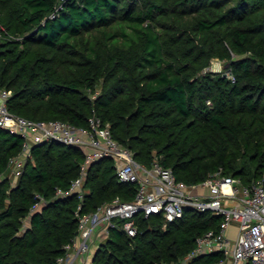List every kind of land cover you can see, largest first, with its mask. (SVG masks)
Wrapping results in <instances>:
<instances>
[{"label":"trees","instance_id":"1","mask_svg":"<svg viewBox=\"0 0 264 264\" xmlns=\"http://www.w3.org/2000/svg\"><path fill=\"white\" fill-rule=\"evenodd\" d=\"M0 30V89L12 91L13 113L80 126L98 115L140 162L158 158L188 183L221 168L244 183L264 176V0H0ZM214 59L225 70L211 69ZM24 142L0 126V264H58L80 203L94 211L137 188L105 157L90 164L83 201L60 195L81 174L83 150L34 144L16 177ZM221 221L192 208L170 221L138 214V232L112 227L94 264L179 260Z\"/></svg>","mask_w":264,"mask_h":264},{"label":"built area","instance_id":"2","mask_svg":"<svg viewBox=\"0 0 264 264\" xmlns=\"http://www.w3.org/2000/svg\"><path fill=\"white\" fill-rule=\"evenodd\" d=\"M228 75L235 80L232 72ZM11 93L0 89V126L25 138L22 151L12 158L16 177L32 156L34 144L56 141L77 146L85 154L81 174L73 180L71 189H60L58 194L77 192L83 201L88 168L105 157L114 159L120 182L134 183L137 188L133 199L116 197L94 211L81 213L80 203L76 211L80 219L78 234L66 245L58 264H94L96 249L112 227L120 226L135 235L138 214H161L170 221L183 216L187 208L220 215L221 224L200 234L182 258L161 264H190L196 257L215 252L221 256L213 264H264V176L244 183L221 168L201 182L188 183L178 179L173 168L158 158L151 165L140 162L135 151L116 139L110 123L100 116H91L87 126L62 119L27 118L9 109L7 99ZM39 206L37 203L34 207ZM233 225L234 233L230 231Z\"/></svg>","mask_w":264,"mask_h":264},{"label":"rangeland","instance_id":"3","mask_svg":"<svg viewBox=\"0 0 264 264\" xmlns=\"http://www.w3.org/2000/svg\"><path fill=\"white\" fill-rule=\"evenodd\" d=\"M210 67H211V69L213 68L214 71L225 70L223 62L219 59H214ZM225 74L228 75V71H225ZM0 100H1V98H0ZM105 238H106V236H104L101 241H103Z\"/></svg>","mask_w":264,"mask_h":264},{"label":"crops","instance_id":"4","mask_svg":"<svg viewBox=\"0 0 264 264\" xmlns=\"http://www.w3.org/2000/svg\"><path fill=\"white\" fill-rule=\"evenodd\" d=\"M235 229H236V226L233 225L230 231H231L232 233H234Z\"/></svg>","mask_w":264,"mask_h":264},{"label":"water","instance_id":"5","mask_svg":"<svg viewBox=\"0 0 264 264\" xmlns=\"http://www.w3.org/2000/svg\"><path fill=\"white\" fill-rule=\"evenodd\" d=\"M228 65V64H227Z\"/></svg>","mask_w":264,"mask_h":264}]
</instances>
